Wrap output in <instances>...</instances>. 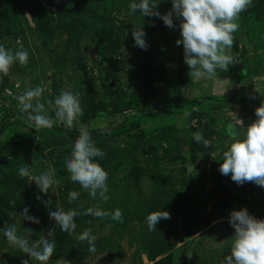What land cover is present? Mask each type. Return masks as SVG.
<instances>
[{"label":"rangeland","instance_id":"obj_1","mask_svg":"<svg viewBox=\"0 0 264 264\" xmlns=\"http://www.w3.org/2000/svg\"><path fill=\"white\" fill-rule=\"evenodd\" d=\"M3 1L10 6H0V45L13 54L26 50L29 60L26 65L17 60L7 75L0 74V264H40L8 243L3 230L12 224L21 236L31 229L33 243L42 236L55 241L49 264L62 258L71 264H221L231 255L235 234L230 213L246 208L264 219V188L258 193L255 183L237 185L231 174L219 171L232 142L227 125L242 120L243 128L236 127L243 134L264 101V0H251L239 15L228 71L218 69L216 77L199 80L184 63L183 45L175 43L181 38L180 20L169 28L159 17L131 12L129 4L139 0ZM153 2L162 15L172 8L171 0ZM32 4L38 16L46 14L47 28L31 16ZM69 17L79 20L72 34ZM140 24L146 50L134 46L132 31ZM108 70L111 88L102 85ZM37 86L44 88L40 103L53 118L48 101L54 102L61 90L79 93V124L70 129L58 121L37 129L19 119L27 113L20 112L16 97ZM194 100L202 102L192 104ZM136 120L137 125H130ZM81 126L90 132L115 128L92 136L106 153L96 162L108 172L107 202L92 199L70 180L65 167L74 144L70 133H79ZM195 132L212 146L197 143ZM23 164L35 175L51 166L59 184L47 194L40 192L33 180L18 174ZM70 191L80 193L71 204ZM94 205L109 212L121 209L123 223L81 214L69 234L49 217L51 211L83 213ZM25 207L39 224L19 216ZM158 210L171 218L149 231L146 217ZM88 228L97 237L94 252L88 242L76 239Z\"/></svg>","mask_w":264,"mask_h":264},{"label":"clouds","instance_id":"obj_2","mask_svg":"<svg viewBox=\"0 0 264 264\" xmlns=\"http://www.w3.org/2000/svg\"><path fill=\"white\" fill-rule=\"evenodd\" d=\"M171 3V10L163 15L156 10L158 3H154L153 0L132 2L129 4V9L133 13L138 10L143 17H159L169 28L176 27L174 19L180 20L181 38L175 43L183 45L184 63L189 67L193 78L199 80L216 77L218 69L227 72L229 66L234 63L231 48L234 33L239 29L238 18L251 5V0H171ZM132 36L134 46L146 50L147 44L142 24L136 25ZM17 60L21 65H26L29 60L28 52L21 49L13 54L11 50L0 45V74L7 75ZM43 91L42 86H37L16 97L20 112L27 113L26 117L22 115L18 117L19 119L26 118V121L33 122L37 129L52 128L58 121L70 129L79 124V118L83 115L79 93L61 90L54 102L48 101L55 112V118H53L45 109V105L40 103ZM33 100L36 101L35 105L32 103ZM193 111L198 109L193 108ZM255 116L257 119L246 127L243 134L236 127L239 125L243 128L242 120L236 119V123L227 125V136L232 142L223 152L219 171L222 175L231 174V179L237 185L253 182L264 188V101L255 109ZM241 135L243 139L240 138ZM193 139L206 148L212 146L211 141L204 139L201 132L193 133ZM105 156L106 153L96 146L90 131L81 126L79 135L72 146L71 155L65 160V167L70 174V180L78 183L92 199L95 200L98 197L107 202L110 199L107 185L108 172L96 162V158L102 159ZM45 164H47L46 161ZM191 171H194L193 165ZM18 174L21 177H29L35 182L40 192L45 194L54 185L59 184L51 166L49 170L35 175L30 171V166L23 164L19 167ZM79 196L78 191H70L68 203L78 200ZM45 203L49 204L50 200ZM28 212L29 209L25 207L19 216L31 223L39 224V219L29 215ZM81 214L96 218L110 217L112 220L123 223L121 209L116 208L109 212L99 205L88 207L83 213L75 209L55 210L49 212V217L59 225L62 232L71 234L77 227L75 217ZM10 215L16 216L17 213L12 212ZM170 218V213L167 211L158 210L149 213L146 217L148 230L157 231L156 225L159 221ZM228 222L234 228L235 234L231 255L226 256L221 264H264V219H257L249 214L246 208H241L230 213ZM3 231L10 245L35 258L40 264H49L50 258L55 253L54 240L50 241L42 236L33 243L29 239L32 230L24 229L26 234L18 235L15 224L7 226ZM76 239L88 242L89 251H95L97 237L92 234L91 228L85 229ZM191 255V253L188 254V257L191 258ZM21 264H29V261L22 260ZM56 264H71V262L62 258L57 260Z\"/></svg>","mask_w":264,"mask_h":264},{"label":"trees","instance_id":"obj_3","mask_svg":"<svg viewBox=\"0 0 264 264\" xmlns=\"http://www.w3.org/2000/svg\"><path fill=\"white\" fill-rule=\"evenodd\" d=\"M0 1H1V2H0V6H6V5L10 6V4H8L7 2H4L3 0H0ZM29 12H30L31 16L37 20V23H38L39 25H41V26L44 27V28H47V27H48V26H47V23H46V20H47V18H46V14H45L43 17H42V16H38L39 12H38V10L35 8L34 4H32V7L30 6ZM69 18H70V17H69ZM69 18L66 19V23H68V24H67L68 30H71V29H72V31H71V34H72L73 31L77 28V20H78V19L76 20V19H71V18L69 19ZM78 21H79V20H78ZM62 22L64 23V29L67 30V27H66V25H65V22H64V21H62ZM74 27H75V28H74ZM112 77H113V73H112V71H111V70H108V71H107V74L105 75V78L102 80V85H103V87L111 88V87L109 86V84H108V81H110ZM115 84L117 85V82H116V81H115ZM201 102H202V100H194V101L192 102V104L199 105V104H201ZM159 113H160V112H157V113H155V114H159ZM200 114H201L202 117H204V116L206 115L205 111H201ZM192 117H193V116H191V118H192ZM137 123H138V120H136V121H134V122H131L130 125L135 126V125H137ZM121 127H123V124H121V125L119 126V128H121ZM113 129H115V128H102V129H100V130L91 131L90 133H91L92 136H97V135H99L100 133L102 134V133H104V132H107V131H110V130H113ZM78 135H79L78 132H75V133H72V132H71V133H70V138L75 142V140H76V138L78 137ZM134 137L138 138L137 135L134 136ZM255 186H256V189H257L258 193H260L262 187H260V186H258V185H256V184H255ZM5 204H6V203H5ZM224 204H226V200H224V201L222 202V205H224ZM214 211H215V208L212 209V213H214ZM173 248H174V246H173L171 243H169V249L171 250V249H173Z\"/></svg>","mask_w":264,"mask_h":264}]
</instances>
